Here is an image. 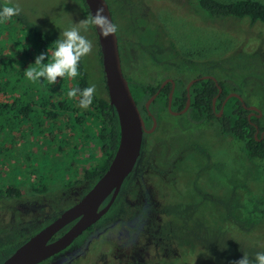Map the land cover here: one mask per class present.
<instances>
[{"label":"flooded vegetation","instance_id":"af4514ba","mask_svg":"<svg viewBox=\"0 0 264 264\" xmlns=\"http://www.w3.org/2000/svg\"><path fill=\"white\" fill-rule=\"evenodd\" d=\"M125 1V7H128L132 15L134 13L135 15L142 14L143 8L147 6H145L144 0ZM106 2L112 22L117 27L115 33L122 74L128 82L132 98L140 112L145 130H147V133H144V155L141 160V167L146 168L142 177L147 194L150 192L151 195L153 190L146 184V178H151L152 183L157 184L158 191L168 189L169 196L175 197L179 188L183 187L186 190L187 185L184 184V179L187 174L188 176L190 174H193L194 177L197 176L198 173L191 171H200L199 184L206 182L205 188L209 191H218L221 194L224 191L227 194L236 191L242 192L243 185L241 184L245 182V168L240 164H245V156L243 151V155L240 156L237 145H232V148L229 149L228 142L231 138L233 141L241 143L242 148L244 143L224 135L221 128L222 122L225 120V107L233 99L238 101L241 110L244 111L246 120L253 129L254 138L259 140L257 136L261 139L264 137L261 111L252 103L245 101L246 84H243V87L240 82L225 74L230 70L228 65L219 66L213 65L210 61L181 58L174 52L173 45H169L170 48L168 46L172 54L169 59L171 61L177 59V63L173 64L163 57L161 62H164L163 66L166 68H162L158 63L157 72H150L146 77H144L146 73L143 75L149 83L143 85L134 82L130 73L124 69L123 64L127 62L128 50L125 49L123 53L120 46L122 40L120 39L118 19L110 1L106 0ZM81 3L85 9L83 0ZM147 10H151V7L147 6ZM126 13L128 12L126 11ZM86 15L89 16V14ZM145 23L149 25L148 22ZM152 27L151 25L150 28ZM138 33L141 38L136 44L131 43V46L137 47L138 50H144L145 47L150 48L148 46L150 38L159 41L157 35L152 36L148 33L147 36L146 33H140L139 30ZM155 45H151V48ZM169 49L167 47L163 49V54H166ZM97 55L105 87L103 90L99 85V96H104L105 99H102L108 101L99 47ZM156 57L160 58L161 56L157 53L153 59ZM133 59L136 61L137 56H134ZM111 115L115 122L114 131L117 144L114 150H111L112 146L109 145V154H106L105 159H100L103 156L101 154L98 157L100 160L90 161L93 163L92 167L88 169H92L89 173L90 176L82 174L77 182L61 188L59 192L47 190L36 193L37 196L33 199H31L32 197L28 200L24 199L22 194L19 198L6 195L0 198V264L53 223L57 216H53V214L69 208L82 199L107 171L119 144L118 124L112 109ZM106 127L112 128L113 125L106 124ZM224 152L227 154L229 152L231 157L229 160H225L227 154L223 156ZM106 161L108 162L105 163ZM235 170H238L236 175ZM235 177L238 178L237 183L233 180ZM230 179L233 180L231 186ZM123 189L124 195L116 197L109 207L111 196L100 205L99 211L107 209L94 224L74 238L67 247L38 264H180L182 258L191 252L190 248L192 247V244L189 245L187 242L191 238L185 235L187 230L184 227L194 226V223L185 222L180 215L174 212L167 213V216H164L166 213L163 212L158 230L155 218L156 204L154 203V205L148 197V204L139 201L142 198L139 196V184L131 182L128 187L125 183ZM223 197L218 201L226 215L230 216L232 213L233 221H235L233 217L236 214L240 218V221L237 222H241L245 220L246 214L250 218V215L254 213L251 211V207L248 208L247 213L245 212L243 195L235 196L231 201H225L226 199ZM165 204H170L169 199H165ZM71 226L53 234L48 243L60 239L70 230ZM190 230L188 229V231ZM142 235L145 239L140 242ZM162 241L165 243H161ZM143 249L145 252L142 251ZM163 249L167 250L166 255L162 253ZM112 251L114 252L111 253ZM92 254L97 256L94 262L89 260Z\"/></svg>","mask_w":264,"mask_h":264},{"label":"rangeland","instance_id":"374dc122","mask_svg":"<svg viewBox=\"0 0 264 264\" xmlns=\"http://www.w3.org/2000/svg\"><path fill=\"white\" fill-rule=\"evenodd\" d=\"M109 1L120 25L121 49L123 53L125 49L128 50L126 59L128 63L124 62V69L130 73L134 82L143 85L149 83L144 77L150 72H157L158 63L162 68H166L163 66L164 62L161 61L163 57L171 61L169 57L172 54L169 45H173L174 52L181 58L210 61L213 65L219 66L228 65L230 70L225 74L240 82L242 86L246 84L245 101L252 103L261 111V124L264 126V24L261 22L250 24L247 18L208 20L197 13L196 0H144L145 6H150L151 10L148 11L146 6L143 8L142 14L138 15L130 14L128 7H125V0ZM216 1L231 3L238 0ZM253 1L264 5V0ZM11 2L19 4L22 10L36 21L45 19L46 26L58 36L60 31L72 22L79 23L87 19V13L81 0H11ZM121 17L123 18L120 19ZM145 22H148L149 25ZM151 25L152 28H150ZM138 30L140 33H146L147 36L148 33L152 36L157 35L159 41L150 38L148 45L150 48L145 47L144 50H138L137 47L131 46V43L136 44L141 38ZM82 34L92 42L91 51L82 58L88 84L89 86L94 84L96 86L94 94L105 99L104 96H99V85L103 90L105 87L93 26H90L88 31ZM154 44L156 45L151 48V45ZM166 47L169 51L163 54V49ZM157 53L161 57L153 59ZM134 56H137L136 61L133 59ZM171 63H177V59ZM97 119V114H95L89 123H94L97 129H104L103 124H96ZM24 127H26L24 129L26 136L14 141L10 140L9 142L13 144L8 145L10 148L3 144V150L7 151L8 149L9 152L6 153L7 156L2 155L0 158L1 191H4L6 183H9L15 189L20 190L22 197L27 200L37 196L35 189L42 188L44 185H46V191L59 192L61 188L77 182L83 171L86 172L92 167L91 160L103 159V153L94 146L93 141L86 146L68 134L62 136V139L66 141L64 146L68 152L64 156H59L56 154L57 149L51 146L56 141L47 142L48 140L31 136L32 131L27 128L28 126ZM228 143L230 144L229 149L232 148V145H237V151L239 147V154L243 155L241 143H237L231 138ZM74 145L77 146V150L72 153L71 146ZM90 152L94 154L95 158H91ZM101 154L103 156L99 159ZM225 154L227 152L222 153L223 156ZM229 158L231 157L228 152L225 160H229ZM33 160L46 162L43 166L45 167L44 172L48 171V177L42 184L38 183V175L30 174V171L38 167L37 164L31 165ZM244 162L245 164H240L245 168V182L241 184L243 185L242 192L236 191L230 194H227L226 191L223 194L218 191H209L205 188L206 182L199 184L200 171H191L198 173L195 177L193 174L189 176L187 174L184 179V184L187 185L186 190L183 187L179 188L173 198L169 196L168 189L158 191L157 184H153L151 178H146V184L153 188L149 195L152 196L151 202L156 204V229L159 230L163 212L166 213L164 216L174 212L180 215L185 222L194 223L192 228L189 225L184 227L187 230L185 235L191 238L187 242L189 245L192 244V247L190 248L191 252L182 258L180 264H235V261L242 258L243 253H247L251 259L255 253L264 252V218L258 223L249 225L247 214L245 220L241 222H237L240 221V218L236 214L233 217L235 221H233L232 213L230 216L226 215L218 201L223 196H225L223 197L226 199L225 201H231L235 196L243 195L245 212L249 207L252 212L264 211V161H248L244 157ZM55 163L60 164V170H65L63 172V174L66 173L65 175L55 169L57 167L54 165ZM237 173L238 170H235V175ZM233 180L237 183L238 178L235 177ZM233 180L230 179V186L233 185ZM165 199H169V205L165 204ZM150 218L152 219L151 214ZM188 229L191 230L188 231ZM175 234L178 233L175 232ZM144 239L145 237L142 235L139 241L142 242ZM162 240L164 239L162 238ZM142 251L145 252L144 249ZM162 253L166 255L167 250L163 249ZM96 257L92 254L89 258L90 262H94Z\"/></svg>","mask_w":264,"mask_h":264},{"label":"trees","instance_id":"16d2710c","mask_svg":"<svg viewBox=\"0 0 264 264\" xmlns=\"http://www.w3.org/2000/svg\"><path fill=\"white\" fill-rule=\"evenodd\" d=\"M196 10L198 14L211 21L247 18L250 24L256 22L264 24V5L253 0H238L231 3L196 0ZM86 13L88 14L87 10ZM58 38L59 36L53 34L46 26L45 19L36 21L23 10L20 16L0 24V94L18 95L10 103H0V158L2 155L7 156L6 153L9 152L8 149L3 150V144L11 146L13 144L9 142L10 140L14 141L26 136L25 125L32 131L31 136L48 140L47 142L56 141L51 146L57 149L56 154L59 156H64L68 152L64 146L66 141L62 139L65 134L72 135L73 139L84 145L93 141L94 146L103 153V159L107 153L109 154V145L112 146L111 150L115 149L117 144L115 122L108 101L94 94L93 103L84 109L79 107V97L69 99L66 95V90L73 86L81 89L89 86L82 60L79 65L80 75L74 79L58 77L56 83L51 85L43 78L41 83H32L25 78L24 70L34 63L38 55L46 53L49 48V58L51 57V44ZM95 114L98 118L96 124H103L104 129H97L94 123H89ZM224 115L221 132L243 141L242 151L246 159L264 161V137L261 139L257 136L259 140L254 138L253 129L248 124L238 101L230 100L225 107ZM106 124H111L113 127H106ZM71 147L72 153H75L77 146ZM89 155L95 158L91 152ZM45 163L40 160H33L31 163L38 166L30 171V174L39 176L37 177L39 184L48 177V171L44 172ZM54 165H57L55 169L63 174L65 170H60V164ZM90 171L92 169L83 171L82 174L90 176ZM5 186L4 191L0 190V198L3 195L15 198L21 196V191L11 184L6 183ZM45 186L35 189V192L46 191ZM263 218L264 211H255L250 215L248 224L258 223Z\"/></svg>","mask_w":264,"mask_h":264},{"label":"water","instance_id":"95a60500","mask_svg":"<svg viewBox=\"0 0 264 264\" xmlns=\"http://www.w3.org/2000/svg\"><path fill=\"white\" fill-rule=\"evenodd\" d=\"M83 2L89 16L94 15L98 7H103L104 14L112 22L106 0H83ZM93 29L100 50L108 103L118 124L119 144L114 157L107 171L82 199L69 208L53 214V216L57 215L53 223L14 251L13 255L2 264H38L67 247L74 238L94 224L107 209L99 211L100 205L106 198L111 196L109 207L116 197L124 195L125 183L128 187L131 182L139 184V196H142L139 199L140 202L148 204L147 197L151 200L142 177L146 168L141 167L144 155V133H147V130H145L140 112L132 98L128 82L122 74L117 35L116 33L102 35L101 30L95 25ZM67 226L71 228L64 236L53 243H48L53 234Z\"/></svg>","mask_w":264,"mask_h":264},{"label":"clouds","instance_id":"9594fccd","mask_svg":"<svg viewBox=\"0 0 264 264\" xmlns=\"http://www.w3.org/2000/svg\"><path fill=\"white\" fill-rule=\"evenodd\" d=\"M21 13L19 4L12 3L11 0L0 2V24L20 16ZM92 25L97 26L102 35L117 31L116 25L104 14L103 7H98L94 15L90 14L79 23L72 22L61 30L59 38L51 44V57L49 58V48L46 53L38 55L34 63L24 70L25 78L32 83H41L43 78L48 84L54 85L58 77H78L80 62L92 48V42L82 33L87 32ZM95 91L94 84L83 89L73 86L66 90V95L69 99L79 97V107L87 109L93 103ZM235 264H264V252L255 253L251 259L247 253H243L242 258L235 261Z\"/></svg>","mask_w":264,"mask_h":264},{"label":"built area","instance_id":"2783aa9c","mask_svg":"<svg viewBox=\"0 0 264 264\" xmlns=\"http://www.w3.org/2000/svg\"><path fill=\"white\" fill-rule=\"evenodd\" d=\"M14 97H18V95L0 94V103H10Z\"/></svg>","mask_w":264,"mask_h":264}]
</instances>
